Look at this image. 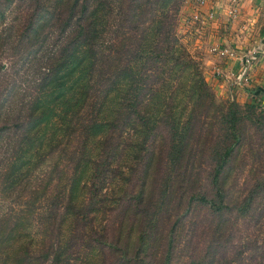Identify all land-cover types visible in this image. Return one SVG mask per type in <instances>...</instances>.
Segmentation results:
<instances>
[{"label":"trees","instance_id":"16d2710c","mask_svg":"<svg viewBox=\"0 0 264 264\" xmlns=\"http://www.w3.org/2000/svg\"><path fill=\"white\" fill-rule=\"evenodd\" d=\"M183 1L0 0V264H264V108Z\"/></svg>","mask_w":264,"mask_h":264},{"label":"crops","instance_id":"0c3cea01","mask_svg":"<svg viewBox=\"0 0 264 264\" xmlns=\"http://www.w3.org/2000/svg\"><path fill=\"white\" fill-rule=\"evenodd\" d=\"M234 3L236 14L232 18L226 11ZM234 3L233 0H206L205 6L194 10L189 7L186 10L189 16L181 15L184 20L180 19L179 25L185 24V29L192 34L193 43L191 48L188 47L189 51L192 54L197 51L193 55L201 65L205 81L218 98L250 102L264 108V56L257 54L249 66H245L241 58L247 50L263 43L264 0H254V3L235 0ZM210 8L215 10V17L204 19ZM190 26L192 29L189 30ZM216 44L234 48L236 56L226 58L211 52L210 47Z\"/></svg>","mask_w":264,"mask_h":264},{"label":"built area","instance_id":"2783aa9c","mask_svg":"<svg viewBox=\"0 0 264 264\" xmlns=\"http://www.w3.org/2000/svg\"><path fill=\"white\" fill-rule=\"evenodd\" d=\"M235 0H233L234 3ZM194 3H196L198 6H205L206 5V0H193ZM227 15L230 17H234L236 14V6L235 3L233 4L232 7L228 8V10L226 11ZM215 10L213 9H208L207 12L204 15V19L207 20H212L215 17ZM210 51L213 53H216L218 56L220 57H228V58H233L236 56L237 51L232 48L227 46L226 44H216L210 47ZM259 54L261 56H264V38H263V43L260 47H252L250 50H247V52H245V54L243 55V57L241 56V58L243 59L245 66H249L250 62H252V60L254 59V57Z\"/></svg>","mask_w":264,"mask_h":264},{"label":"rangeland","instance_id":"374dc122","mask_svg":"<svg viewBox=\"0 0 264 264\" xmlns=\"http://www.w3.org/2000/svg\"><path fill=\"white\" fill-rule=\"evenodd\" d=\"M224 2H225V0H223ZM186 2H188V3H186ZM254 3V0H250V3ZM186 5V6H185ZM189 7H191V9L192 10H194V9H197V8H199V6H197V4L196 3H194L193 2V0H184L183 1V3H182V5H181V7H180V10H179V15H178V21H177V26H176V31H177V33H178V35H179V38H180V40H181V42L185 45V47H186V49H187V51H189V48L188 47H192V34L188 31V30H186L185 29V27H186V25L184 24V25H182V26H180L179 25V23H181V20H184V18L183 17H180L181 15H188L189 13H186V10H188L189 9ZM195 11H197V10H195ZM11 16V15H10ZM189 16V15H188ZM224 16V15H223ZM9 19V17L7 18V20ZM181 19V20H180ZM186 21V20H185ZM186 23V22H185ZM190 29H192L191 28V26H190V28H189V30ZM191 40V41H190ZM195 53L197 52L196 50L194 51ZM189 53H190V55L191 56H193L195 59H196V57L193 55V54H195V53H191L190 51H189ZM2 58L3 57H0V59L2 60ZM201 66V65H200ZM20 76V75H19ZM208 84V83H207ZM209 85V84H208ZM210 86V85H209ZM211 87V86H210ZM211 89L213 90V88L211 87ZM214 92V91H213ZM214 95L216 96V94H215V92H214ZM216 98H218L217 96H216ZM218 99H221V98H218Z\"/></svg>","mask_w":264,"mask_h":264}]
</instances>
